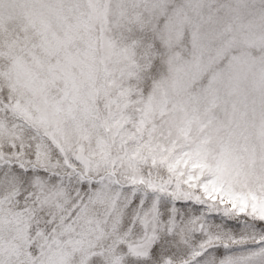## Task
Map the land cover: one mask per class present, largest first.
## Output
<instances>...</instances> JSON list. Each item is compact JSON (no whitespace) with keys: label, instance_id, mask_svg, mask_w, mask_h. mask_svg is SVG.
<instances>
[{"label":"snow or ice","instance_id":"6c2138e0","mask_svg":"<svg viewBox=\"0 0 264 264\" xmlns=\"http://www.w3.org/2000/svg\"><path fill=\"white\" fill-rule=\"evenodd\" d=\"M0 264H264V0H0Z\"/></svg>","mask_w":264,"mask_h":264}]
</instances>
